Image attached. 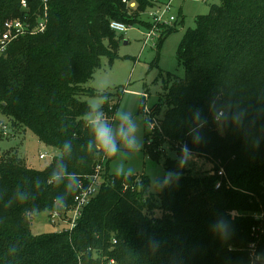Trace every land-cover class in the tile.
Segmentation results:
<instances>
[{
    "label": "trees",
    "instance_id": "obj_1",
    "mask_svg": "<svg viewBox=\"0 0 264 264\" xmlns=\"http://www.w3.org/2000/svg\"><path fill=\"white\" fill-rule=\"evenodd\" d=\"M21 1L0 0V32L25 11ZM135 1L137 10L124 0H49L46 31L16 38L0 55V111L61 151L43 169L13 153L0 155V264H251L253 241L264 253V0L212 4L179 45L184 76L160 73L164 88L149 112L154 126L146 140L157 160L167 148L175 151V158L164 155L169 178L152 185L148 175L118 177L105 165L106 182L75 227L32 233L36 213L66 215L79 192L53 207L65 193L63 184L49 181L57 163L87 183L105 160L87 150L89 104L80 96L99 94L86 83L102 57H117L121 37L110 23L147 24L138 13L151 3ZM27 3L32 16L42 14V0ZM175 29L165 28L160 43ZM116 106L105 103L101 111L112 117ZM184 146L213 169H187ZM17 188L26 203L14 199ZM221 222L226 238L216 230Z\"/></svg>",
    "mask_w": 264,
    "mask_h": 264
},
{
    "label": "rangeland",
    "instance_id": "obj_2",
    "mask_svg": "<svg viewBox=\"0 0 264 264\" xmlns=\"http://www.w3.org/2000/svg\"><path fill=\"white\" fill-rule=\"evenodd\" d=\"M221 0H175L171 14L176 17L172 25L176 27L160 43V37L144 44L145 26L134 24L125 33H117L120 43L117 47V57L110 62L108 56L102 57V66L95 72L93 78L86 83L99 94L94 96L82 95L80 99L90 104L94 97H106L105 103L117 105L109 122L115 127L113 119L119 109L131 111L139 125L138 138L141 144L139 151L127 152L114 157L105 156V165L110 174L123 164L125 168L134 169L133 175L145 174L155 185L156 180L169 178V172L164 168V155L161 159L154 158L147 146L146 134L150 130L149 112L158 102L159 94L163 91V80L159 78L161 72H171L179 77L184 76V67L177 58L179 45L188 28L195 26L196 17L209 12L212 4H219ZM137 13V11H136ZM143 20L146 16L138 13ZM160 43V44H159ZM12 120L0 111V155L13 153L21 158L28 166L43 169L61 151L47 146L30 130L12 124ZM7 131V134L4 133ZM44 154V158L40 155ZM165 156L176 157L174 150L167 148ZM183 164L194 173L208 172L214 164L205 157L189 153ZM72 214L61 215L62 218H52L47 211L38 212L33 216L31 231L33 234H43L63 231L70 228L69 221ZM264 264V261L261 262Z\"/></svg>",
    "mask_w": 264,
    "mask_h": 264
},
{
    "label": "built area",
    "instance_id": "obj_3",
    "mask_svg": "<svg viewBox=\"0 0 264 264\" xmlns=\"http://www.w3.org/2000/svg\"><path fill=\"white\" fill-rule=\"evenodd\" d=\"M127 8L130 10H137L138 4L135 0H124ZM151 3L147 8L139 13L142 16H146L143 21H146L148 26H145V39L144 44H148L159 38L160 32L165 28L171 27L176 22V17L171 14L175 0H149ZM22 8L25 10L22 15L14 18L7 19L4 23L3 30L0 32V55L4 53L10 43L18 37L30 34L35 35L46 31L49 23V0H42V14L38 16H32L27 11V0L21 1ZM133 25L126 24L121 21L113 20L110 23V27L116 33H125ZM160 31V32H159ZM159 36V37H158ZM154 126L153 123H150ZM151 126V127H153ZM7 134V131H4ZM45 155L41 154L40 158H44ZM96 171L86 177L87 183H80L79 192L74 197V206L68 211L71 213V218L67 219L70 224V229L75 227L78 218L81 215L83 208L91 201V199L97 194L101 186L106 182L104 178L105 161L102 164L97 165ZM218 174L225 177V171L221 169ZM221 182H217L216 187H219ZM61 217L59 213H54L52 218ZM258 218L262 217V214L257 215ZM251 264H256L261 260V254L259 252L258 241H253L249 245Z\"/></svg>",
    "mask_w": 264,
    "mask_h": 264
},
{
    "label": "clouds",
    "instance_id": "obj_4",
    "mask_svg": "<svg viewBox=\"0 0 264 264\" xmlns=\"http://www.w3.org/2000/svg\"><path fill=\"white\" fill-rule=\"evenodd\" d=\"M105 100L106 97L103 96L94 97L92 102L88 105L89 111L84 114L85 123L90 128L93 137L87 144L88 152H92L95 148L97 152L103 153L107 157H114L118 154H122L124 150L132 153L139 151L141 147L138 138L139 125L137 120L133 117V113L131 111H125L124 109L117 110L113 118L116 125L113 127L109 119L105 116V113L101 111ZM71 148V143L65 141L63 144V151L70 155ZM182 151L184 156L181 162L183 163L188 158L187 146H184ZM133 173V168H125L123 164L115 169V175L118 177H130ZM169 175H171V173ZM49 181L55 183L57 186L63 184L65 187V193L55 196L52 200L53 207L56 209L63 208L67 203L69 195H72L80 188L79 174L70 172L67 165L62 161L57 163L49 177ZM37 187H39V182H37ZM14 199L24 204L27 202L28 196L25 192L17 188ZM57 203H59L58 208ZM11 205L12 200H9L5 206L11 207ZM33 211L36 210L33 209ZM216 230L222 238H226L228 226L225 223L221 222ZM12 251L15 252V248ZM258 255H264V253Z\"/></svg>",
    "mask_w": 264,
    "mask_h": 264
},
{
    "label": "crops",
    "instance_id": "obj_5",
    "mask_svg": "<svg viewBox=\"0 0 264 264\" xmlns=\"http://www.w3.org/2000/svg\"><path fill=\"white\" fill-rule=\"evenodd\" d=\"M189 157H191V155H190V154H188V158H189Z\"/></svg>",
    "mask_w": 264,
    "mask_h": 264
}]
</instances>
